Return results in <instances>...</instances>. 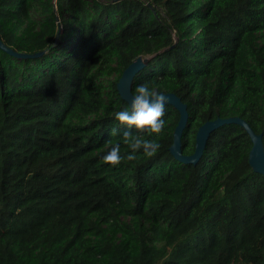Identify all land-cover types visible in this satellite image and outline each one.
I'll use <instances>...</instances> for the list:
<instances>
[{"label": "trees", "instance_id": "trees-1", "mask_svg": "<svg viewBox=\"0 0 264 264\" xmlns=\"http://www.w3.org/2000/svg\"><path fill=\"white\" fill-rule=\"evenodd\" d=\"M53 1L0 0L6 46L45 51L0 48V264H264V175L241 125L183 163L166 105L153 156L102 159L116 143L130 151L110 129L124 128L117 82L139 57L133 92L147 82L187 106L183 155L217 118L245 119L264 142V0H58L78 22L63 34Z\"/></svg>", "mask_w": 264, "mask_h": 264}, {"label": "clouds", "instance_id": "clouds-1", "mask_svg": "<svg viewBox=\"0 0 264 264\" xmlns=\"http://www.w3.org/2000/svg\"><path fill=\"white\" fill-rule=\"evenodd\" d=\"M167 103L165 92L150 87L147 82L137 84L128 101L129 106L114 112L115 119L124 126L123 130L110 129L111 135L122 137L130 151L126 156L122 155L120 143L113 144L103 155V161L116 166L124 159H137L139 154L153 156L160 148L159 138L166 126Z\"/></svg>", "mask_w": 264, "mask_h": 264}, {"label": "water", "instance_id": "water-1", "mask_svg": "<svg viewBox=\"0 0 264 264\" xmlns=\"http://www.w3.org/2000/svg\"><path fill=\"white\" fill-rule=\"evenodd\" d=\"M0 48L6 51L11 57L16 58L18 60L24 59H33L42 56L45 51L28 54V53H21L12 48L6 46V44L0 39ZM150 58H143L139 57L134 60L123 72L122 76L117 82V89L118 92L125 102L128 103L130 97L133 93L132 85L136 78V76L146 67ZM168 96V103L166 105H172L179 113L180 119L176 130L174 132V142L170 148L171 153L173 156L183 162L188 164H197V162L203 156L208 139L210 134L221 128L224 125L236 123L241 125L249 134L250 139L252 141V148L249 152V164L252 169L264 175V142L262 134H256L253 129L250 127L248 122L239 117H229V118H217L213 121H208L204 125H202L197 134H196V142H195V152L192 155L186 156L182 153V144L181 138L183 135V131L187 126L188 121V111L187 106L182 102V100L173 93H167Z\"/></svg>", "mask_w": 264, "mask_h": 264}, {"label": "rangeland", "instance_id": "rangeland-1", "mask_svg": "<svg viewBox=\"0 0 264 264\" xmlns=\"http://www.w3.org/2000/svg\"><path fill=\"white\" fill-rule=\"evenodd\" d=\"M53 3L55 4V12H56V25H57V31H58V34H63L65 32V29L68 28V27H71L72 29L73 28H78V22L76 23L75 22V19L70 15L68 14L67 12H61L58 8V0H54ZM64 7H66V3H64ZM34 18L36 20H42L44 18V15L40 13V7L37 6V9H34ZM78 32V31H77ZM75 31L74 34H72L71 37L67 38L62 47L63 48H67L70 44L74 43V41L76 40L77 38V33ZM259 44L260 46L264 47V35L260 37V40H259ZM117 78L116 75H111V76H106L105 79L102 81L104 82V86L106 89H109V86H108V83L110 81H113ZM91 117H88V120L91 119Z\"/></svg>", "mask_w": 264, "mask_h": 264}]
</instances>
